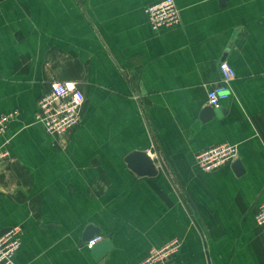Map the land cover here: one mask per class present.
<instances>
[{"label": "crops", "instance_id": "1", "mask_svg": "<svg viewBox=\"0 0 264 264\" xmlns=\"http://www.w3.org/2000/svg\"><path fill=\"white\" fill-rule=\"evenodd\" d=\"M156 1L0 0V114L18 111L0 135V229H20L15 264H140L173 239L175 263L264 264V0H174L179 23L153 30ZM222 60L235 76L203 121ZM52 81L84 95L64 137L34 121ZM224 142L243 173L202 172L195 155ZM135 150L157 175L127 166ZM87 225L112 244L99 261Z\"/></svg>", "mask_w": 264, "mask_h": 264}, {"label": "built area", "instance_id": "2", "mask_svg": "<svg viewBox=\"0 0 264 264\" xmlns=\"http://www.w3.org/2000/svg\"><path fill=\"white\" fill-rule=\"evenodd\" d=\"M144 14L153 30L176 26L179 21V11L174 0H158L144 7ZM220 78L206 93V103L212 109H219L221 102L229 95V83L235 74L232 67L224 60L217 65ZM84 95L77 84L72 81H52L38 98L34 112V121L39 122L46 133L64 137L74 130L80 122V110ZM18 115L17 110L0 114V135L7 129L8 123ZM0 147V161L8 157V152ZM236 148L233 144L224 142L209 147L195 155V162L202 172H211L236 159ZM258 226H264V202L254 214ZM103 239L95 235L84 243L89 250ZM20 246V229L11 227L0 236V264H15L13 256ZM178 240H171L163 246L153 248L140 264H179L173 261L179 252Z\"/></svg>", "mask_w": 264, "mask_h": 264}, {"label": "water", "instance_id": "3", "mask_svg": "<svg viewBox=\"0 0 264 264\" xmlns=\"http://www.w3.org/2000/svg\"><path fill=\"white\" fill-rule=\"evenodd\" d=\"M225 1L226 0H219V5H225ZM221 111V107L219 109H212L211 107H207L202 111L201 119L203 121H208L214 116L219 117ZM124 162L135 174L139 176L153 177L158 173V170L153 162L152 157L149 156V154L145 151H131L125 156ZM232 168L236 175H240L244 171L239 160H234V162L232 163ZM9 229V227L1 228L0 236L6 233ZM95 235L104 236L101 241L97 242L90 249L93 258L96 261H99L112 248V244L107 235H103L98 227L87 225L82 232L80 243L81 246L84 245L85 242L92 239Z\"/></svg>", "mask_w": 264, "mask_h": 264}, {"label": "rangeland", "instance_id": "4", "mask_svg": "<svg viewBox=\"0 0 264 264\" xmlns=\"http://www.w3.org/2000/svg\"><path fill=\"white\" fill-rule=\"evenodd\" d=\"M174 240V239H173ZM171 241V240H170ZM163 246V245H162Z\"/></svg>", "mask_w": 264, "mask_h": 264}]
</instances>
